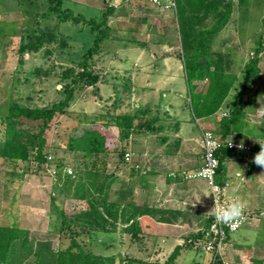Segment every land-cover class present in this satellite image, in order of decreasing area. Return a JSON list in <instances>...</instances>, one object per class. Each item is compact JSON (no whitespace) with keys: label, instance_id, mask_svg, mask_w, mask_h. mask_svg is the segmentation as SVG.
Wrapping results in <instances>:
<instances>
[{"label":"rangeland","instance_id":"374dc122","mask_svg":"<svg viewBox=\"0 0 264 264\" xmlns=\"http://www.w3.org/2000/svg\"><path fill=\"white\" fill-rule=\"evenodd\" d=\"M51 4L49 0H0V112L5 110L10 99L33 108H48L62 99L63 92L73 81L72 78H62L63 70L71 68L73 62L80 59V55L92 42V33L88 27L66 22L58 27V31L69 38L68 49L55 47L52 61L41 55L46 44L38 55H23L20 49L22 41L31 32L56 27L57 19L53 15H44ZM109 4L114 6V11L107 18L109 36L92 60L93 70L98 73L100 81L97 86H88L76 93L66 112H57L49 123L45 135L51 163L44 169H39L33 160V149H30L29 159L19 161L15 169L0 158V226L16 224L29 231L31 241L47 243L52 249H66L71 234L58 217L52 220L49 213L58 207L70 218L89 210L86 199L74 198L75 191L83 184L84 187L79 192L84 194L90 191L95 194L102 178L100 174L95 175L84 168L81 173H77L72 183L56 176L55 168L59 164L66 166L68 173L74 171L75 174L78 171L80 163L74 161L66 144L70 136L79 135L84 127L99 129L119 146L127 143L126 151L131 153L126 163L119 159L116 152L108 153L105 157V174H113L116 179L108 191L109 202L116 200L123 204L128 199L129 190L132 194L130 193L128 200L133 199L137 204L146 203L159 209L173 207L174 200L172 201L170 194L175 191L180 193V190L174 189L175 187L172 189L166 182H162L160 187L153 186L152 178L147 179L148 183L143 188L141 172L151 173L148 168L153 166V156H157L158 150L160 152L166 149L162 143L166 138L169 144L175 143V140L185 144L192 138L194 142L189 147L194 146L193 149H200L203 154L202 140L201 147L199 146L201 133L191 108L181 58L176 18L145 0H109ZM63 6L75 13L80 12L87 18L99 17L106 8L104 0H66ZM213 22V17L208 18L205 26L210 27ZM259 41H262L263 57L259 69L264 79V0H235L229 23L218 33L212 44L215 52L231 60L227 72L235 73L238 77L226 98L224 108L243 87V69L250 58L255 56ZM250 81L251 85L261 82L255 78ZM203 86L204 82H199L198 90ZM92 88H97L98 95L92 93ZM141 105L151 107L152 116H156V127L153 128L156 132L153 134L149 130L147 133L145 130L142 134L134 131L129 140H121L120 128L116 125L117 116L133 113ZM225 114L222 109L215 117V122H219ZM247 118L253 125L250 116ZM137 122L136 120L134 124ZM205 126L215 132L216 127L212 123ZM2 129L0 126V134ZM257 131L264 133L261 127ZM229 139L238 143L243 141L250 147L264 144V139L250 136H232ZM255 154L252 151L245 160H231L227 163L231 171L240 172L245 177L230 183L226 189L227 196H232L236 191L247 195V200H242L246 202L253 218L248 220V228L246 225L242 226V229H246H241L237 237L240 239L249 236L251 230L256 233L258 240L255 246L245 244L247 248H243L241 242L235 245L230 239L223 250L231 264H264V168L254 165ZM138 162L142 168L137 167ZM101 169L100 172H103ZM169 175L173 177L174 174ZM255 182L260 191L258 201L254 199L252 192ZM203 184L206 187L205 181ZM152 190H155V195ZM156 190H161L162 193L158 194ZM123 195L125 198L122 199ZM228 199L230 202L231 198ZM175 200L186 201L189 204L187 208L194 210V213L199 208L192 205L194 202H190L188 195L175 196ZM139 222L141 234L136 238L120 229L112 233L91 231L76 235L79 228L74 224L70 226L84 250L96 255L165 264L177 245L191 244L190 248L181 251L177 262L211 264V256L204 248L203 238L194 240L190 236L203 228L206 219L200 226L191 221L192 225L185 222V226L177 227L174 225L177 223L158 222L154 214H151L141 217ZM180 235L184 237L181 238ZM243 249L248 253L243 254ZM256 256H262L258 259L261 263H256Z\"/></svg>","mask_w":264,"mask_h":264},{"label":"trees","instance_id":"16d2710c","mask_svg":"<svg viewBox=\"0 0 264 264\" xmlns=\"http://www.w3.org/2000/svg\"><path fill=\"white\" fill-rule=\"evenodd\" d=\"M49 1L52 4L44 15L47 17L53 15L57 19L56 27L51 30H46L45 27L40 29L41 32H31L27 36L28 38H24L22 41L20 49L23 55L26 53L38 55L46 44L41 55L47 56L52 61V51L55 47L61 50L68 49L69 38H66L58 31V27L60 28V25L66 22H71L74 25L83 24L88 27L92 33V42L86 51L80 55V59L73 62L71 68L68 69L67 67L63 70L62 78H72L73 81L66 91L63 92L64 96L62 99L48 108L23 106L10 99L5 110L0 112V126L3 127L0 134V158L6 163H10L12 169H15L19 161L29 159L30 149L34 151L33 160L38 168L44 169L45 166L47 167L52 161L48 157L50 155L45 135V130L48 128L49 123L57 112H66L70 103L75 99L76 93L82 92L88 86L91 87L95 84L97 86L100 81L98 73L93 70L92 60L100 52L103 41L109 36L110 27L108 26L107 18L114 11V6L109 4V0H104L106 7L104 12L99 17L87 18L80 12L75 13L73 10L65 8L63 5L66 0ZM234 1L176 0V9L168 11L177 21L181 58L183 59L194 118L211 117L222 109L227 114L220 118L218 127L214 129L217 134L211 130L219 137L222 143L217 153L219 167L215 176L216 184L222 188L227 183L228 161L245 160L252 151L256 154L260 151V144H255L249 151L231 149L228 147V143L236 141H231L229 138L232 136H237L238 138L254 136L258 139H264V133L259 134L256 132L255 134L252 131L242 106V96L248 87L249 80L251 78L262 79L261 70L259 69V63L263 58L262 41L258 42L255 56L251 57L249 62L245 64L243 69V87L233 95V101L229 102L224 108L226 98L231 88L238 81V77L235 73L227 72L231 60L223 54L215 52L212 49V44L218 33L229 23ZM238 1L243 2V0ZM221 7L223 8L221 9ZM212 17L214 19L212 26L206 27L205 21ZM52 44L54 46H51ZM199 82H204V86L200 90H198ZM91 91L96 95L99 93L97 88H92ZM115 103L116 101L114 100V107L117 106ZM145 115H148V117L146 118ZM154 119H156V116H152L151 107L148 105L144 107L141 105L130 114H120L117 116L116 125L120 128L121 140H129L131 133L134 131L142 132L146 130L148 132L152 130L155 124ZM121 120L126 123H122ZM136 120L138 122L134 124ZM163 142L167 150H169L168 152L172 154L177 152L180 145L178 140L170 144L167 139ZM126 148L127 143L119 146L117 142H113L112 139H109V136L96 128L84 127L79 135L70 136L66 149L72 152L74 161L78 162V164L80 163V167L74 174V171L68 173L66 166L59 164L55 168L57 170L56 176L72 183L73 179L77 177V173H81L82 168L91 171L95 175L100 174L102 176L95 194L90 191H86L84 194L79 192L84 187L81 183V188L77 187L75 191L74 198L79 200L86 199L89 203V210L79 212L70 218L58 207L55 208L54 212L49 213L52 220L59 218L63 226L67 227L68 232L71 234L69 246L64 250L59 248L52 249L47 243L31 241L29 231L19 228L16 224L0 226V264H149L136 259H120L115 256L96 255L87 252L76 238V235H80L82 232L112 233L117 232L118 229L136 238L141 234L139 222L141 217L154 214L156 221L167 224H174L179 219H182L184 213L181 211L159 210L146 203L137 204L133 199L128 200L131 196V191L129 190H127L128 201H123V204L116 200L108 201V191L116 179L113 174H105V168H103L106 164L105 157L108 153L116 152L120 157L119 159L126 163L128 160L126 154L129 153ZM255 155L253 156L255 157ZM100 169L103 172H100ZM187 175V179H202L188 178ZM178 177V174H174L172 178ZM204 180L207 183L210 194L211 189L208 181ZM209 196L211 197V195ZM123 198H125L124 195L122 196ZM226 200L228 201L227 198ZM245 212L249 218L252 217L248 210ZM213 220V216L206 220L201 230L195 235H190L192 239L203 238L206 243L210 239L206 236V232ZM71 224L79 228L76 235L71 230ZM232 236L233 234L228 236L226 241L228 242ZM190 246L191 244L177 245L165 264H179L177 260L181 251L190 248ZM208 254L211 256V264H223L224 260H227L225 257L226 253L217 259H213L211 253Z\"/></svg>","mask_w":264,"mask_h":264},{"label":"crops","instance_id":"0c3cea01","mask_svg":"<svg viewBox=\"0 0 264 264\" xmlns=\"http://www.w3.org/2000/svg\"><path fill=\"white\" fill-rule=\"evenodd\" d=\"M81 3L88 5V3H84V2H81ZM255 79H257L261 82H259L260 84L256 83L254 85H251V83H250L251 81L249 80V84H248V87L246 89V90H248V92L245 91L243 96H242V99H243L242 106H243V111H245L246 115L248 117L250 116V118L252 119L253 125L252 124H250V125L252 128V131L256 134V132H258L257 130L258 129L260 130V127L264 129V79H259V78H255ZM218 114L219 113H217L211 117H206V118H202V119H196L195 118L197 120L196 123H197L199 130H200V133H201L200 139H199V146L200 147H201V140H202L201 139L202 129L203 128L209 129L205 125L210 124V123H212V125L217 128L218 122H215V117H217ZM262 117H263V119H262ZM216 119H218V118H216ZM204 123H205V125H204ZM154 127H156V126L153 125L152 128H154ZM176 130H177V128H176ZM142 132H138V133H142ZM154 132H156V130L152 129L151 133L154 134ZM144 133H145V131H144ZM250 137H254V136H250ZM191 142H194L192 140V138H191V140L186 141L185 144L180 141L179 148H178L177 152H175L174 154L169 153L168 152L169 150H167V147L165 146L164 142H162L163 146H165L166 149L163 151H160V152L158 150L157 156L156 155L153 156V161H152L153 166L148 168V170H150L151 173L148 174L146 172L144 173V171L141 172V174L143 175V176H141V177H143L142 178L143 188H145V186L148 183L147 179L149 180V178H152V180H154L153 186L155 185V186L160 187V185H163L162 182H164V183L166 182L168 185L171 186L172 189L175 187L174 189L180 190V193L177 191H175V193L172 192V194L169 193L170 195H172L171 196L172 201L173 200L175 201V203L173 201V205H172L173 207H166L163 209L157 208L159 210H169V211L176 210V211H181L182 213H184L182 216V219H184V221H182L183 224L180 223L182 219H179L177 224H174L177 227L185 226V222L192 225L191 221L194 222L195 225L200 226L202 221L204 219L207 220V218H209L211 215V214L210 215L208 214V212L210 211L212 206H211V202H210V198H209L208 186L206 185V187H205V185L203 184V181H205V180H202V179H192L191 180V179L186 178V175L188 173H191V172L198 170L203 163V161H202V150L193 149L194 146L189 147V146H191ZM185 146L187 148H185ZM137 164H138L137 167L140 168L141 167L140 162H138ZM151 168H153V169H151ZM164 168H166V170ZM175 172L178 174L179 177L178 178L170 177L169 174L170 173L175 174ZM244 178L245 177L243 174H241L240 172L231 171L227 165V183L224 186V194H225L227 199L228 198L233 199L235 197H239L240 199L247 200V199H245L247 195L246 196L242 195L241 191H236V193L233 192L232 196H227V190H226L227 187L230 185V183H232L233 180L244 179ZM255 185L252 186V192L255 195L254 199L256 201H258V196L260 194V191H259V189H257V186H258L257 182H255ZM152 193H153V195H155V190L154 191L152 190ZM156 193L159 194L162 192H161V190H159V192L156 190ZM182 194L186 195V196L188 195L190 197V200H191L190 202H194V204H192V205L199 207L196 209L195 213L193 212L194 210L191 211V209L187 208V206L189 204H187L186 201L175 200V196H183ZM246 210L249 211V208H246ZM252 219H253L252 217L249 218V221H251ZM248 224H250V222L245 224L247 228L249 227V226H247ZM243 229H246V228H243ZM243 229L241 231H243ZM240 230L238 232H240ZM238 232L233 234L232 238H230L234 241L235 245H239L238 243L241 242L242 245H244L243 248H247V247H245L246 246L245 244L255 246V244L258 243L255 232H251V230H250L249 236H245V237L240 238V239H238V237H237ZM180 236H181V238L184 237L182 235H180ZM242 253L246 254L248 252L243 249ZM261 258H262V256H256L255 261H258V259H261ZM258 263H261V261H258Z\"/></svg>","mask_w":264,"mask_h":264},{"label":"built area","instance_id":"2783aa9c","mask_svg":"<svg viewBox=\"0 0 264 264\" xmlns=\"http://www.w3.org/2000/svg\"><path fill=\"white\" fill-rule=\"evenodd\" d=\"M145 1H147L149 4L163 11H170L176 9V0H145ZM238 144H239L238 142H229L228 147L231 149L240 150L236 147V145ZM221 145L222 143L219 137H217L211 130L203 128L202 129L203 165L195 172L189 173L187 177L206 179L208 181L211 192L215 190V195L218 198L219 202L222 204H227L229 202L225 198L226 196L224 194V188L220 187L215 182V176L217 173V169L219 167V159L217 153ZM250 149H251L250 146L244 144L242 150L249 151ZM130 155L131 154L127 153L126 157L128 158ZM49 159H51V157H49ZM69 173H71V171H69ZM210 201H211V206L213 207L215 201L214 195H211ZM245 216H246L245 221L242 224L235 227L218 224L214 218L212 224L210 225V227L206 232V236L209 237L210 239L205 243V250L213 255V259H217L219 256L221 257L223 256V254L225 253L223 250V246L226 247V242H227L226 240L228 236L238 232V230L248 222L249 217L247 216L246 212H245ZM223 264H231V263L227 260H224Z\"/></svg>","mask_w":264,"mask_h":264},{"label":"clouds","instance_id":"9594fccd","mask_svg":"<svg viewBox=\"0 0 264 264\" xmlns=\"http://www.w3.org/2000/svg\"><path fill=\"white\" fill-rule=\"evenodd\" d=\"M236 147L242 150L244 147V142L241 141L238 145H236ZM253 163L264 168V144H260V151L255 155ZM209 195H214L215 201L214 206L211 208L208 214H211L218 224L235 227L245 221V211L247 204L244 200L240 199L239 197H235L231 199L229 203L222 204L216 197L215 190H213Z\"/></svg>","mask_w":264,"mask_h":264}]
</instances>
